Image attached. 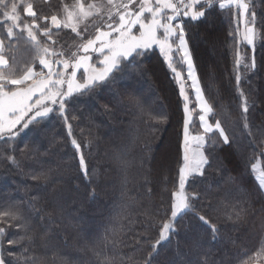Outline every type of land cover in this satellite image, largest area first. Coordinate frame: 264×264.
<instances>
[{"label":"trees","instance_id":"obj_1","mask_svg":"<svg viewBox=\"0 0 264 264\" xmlns=\"http://www.w3.org/2000/svg\"><path fill=\"white\" fill-rule=\"evenodd\" d=\"M95 1L98 5L105 2ZM15 2L20 5L17 11L22 26L32 23L33 17L24 11L31 2L36 22L43 29L50 19L40 17L55 14L62 18L64 5L71 8L76 0ZM82 2L87 6L91 0ZM245 2L246 25L252 22L259 33L254 47L241 39L242 11L234 4L205 8V16L196 21L188 17L173 21L183 24L202 89L215 110L209 123L219 119L230 143L223 144L218 135L208 134L205 151L209 164L203 176L189 177L185 184L187 192L199 197L192 201L194 211L177 217V231L161 242L151 264H200L205 256L208 264H238L243 252L252 255L264 245V190L252 171L259 161L264 169V0ZM91 19L99 23L98 18ZM6 26H0V38L4 39L8 70L19 75V69L31 66L46 75L47 69L36 62L37 53L27 33L16 30L15 37L8 38ZM40 29L33 31L41 43L64 52V58L95 35L90 22L83 40L70 29H53V45ZM172 45L176 73L186 71V63L175 51L177 40ZM237 52L245 64L254 58L255 67H236ZM98 55L97 61L102 57ZM236 75L241 77L239 89L249 103L250 131L243 127ZM179 83L165 55L153 45L144 55L122 63L121 70L114 71L104 84L66 100L64 115L72 125L71 137L56 105L40 123L27 128L22 127L24 122L18 124L13 131L19 134L11 140L0 137V212H19L21 216L0 220L5 229L0 238L5 264H107L105 257H111L112 264H145L161 222L170 216L183 163L187 114ZM141 107L154 116L165 115L166 121L149 120ZM197 122L194 115L193 130L203 132L197 129ZM72 137L81 144L87 178ZM87 140L91 143L85 146ZM198 216L217 225L215 239ZM20 237L24 239L17 245L6 243ZM254 264H264V257Z\"/></svg>","mask_w":264,"mask_h":264},{"label":"snow or ice","instance_id":"obj_2","mask_svg":"<svg viewBox=\"0 0 264 264\" xmlns=\"http://www.w3.org/2000/svg\"><path fill=\"white\" fill-rule=\"evenodd\" d=\"M225 8L229 5H235L237 8L248 10V4L244 0H105L104 3L96 4L89 3L85 7L82 0H76V3L69 8L68 5L63 7V17L58 18L57 15L40 17L44 21H49L50 25L40 29V25L36 22L37 13L34 11L33 4L27 2L24 6V11L27 16L33 17L31 25L20 23L18 7L20 6L15 0H0V16L4 19L0 20V26L7 25L4 29L8 38H13L16 35V30L21 33H27V40L33 46V50L37 53L36 62L47 69V74L43 72L36 73L31 66H25L19 69L20 74L17 75L15 70L9 71V62L5 57L4 39L0 38V137H5L11 140L19 134V131H13L16 126L25 121L22 127L27 128L29 124H38L41 120L47 118L49 113L53 112V105L58 106V111L64 116V121L67 124L68 134L72 135V125L67 123L66 100L74 94H85L91 92L96 87L107 82L114 71H120L122 63L128 62L129 58L135 60L136 57L142 56L145 50L153 45H158L161 52L164 53L169 67L173 73L176 69L173 65L172 41H178L175 51L180 53V59L187 64V75L192 81L191 87L195 89L196 98L199 101L202 115L199 120L203 122V134L190 137L188 131V120H185L184 125V155L183 163L179 169V184L178 189L173 193L174 200L170 208V216L166 221L161 222L159 237L151 243L152 251L148 253V258L145 264H151L152 256L157 252L161 242L166 241L170 234H174L177 229L175 222L177 217L186 214L189 211H194L192 201L198 199L195 192H187L185 184L189 177L194 175L203 176L204 166L209 164L208 157L202 151H195L189 155L190 142H194L197 149H201L204 144L209 142L208 134L218 135L221 138V143L229 144L230 139L226 134L224 127L221 126V121L215 119L214 123H209L207 116L211 114L216 116L213 106L204 99L202 90L199 86L196 77L194 64L191 54L188 50L185 32L182 23L173 24L177 18L188 17L192 21L199 20L205 16L204 9H211L214 6ZM135 5V7H133ZM199 6V10L198 7ZM170 13V14H169ZM147 14V15H146ZM255 16V13H252ZM98 18L99 23L96 22ZM89 22L95 28V35L89 38L86 42L76 45V51L68 53L67 58H64V52H57L54 48H50L47 44H42L33 29H40L41 34L48 42L55 45L53 40V29H70L83 40V34L87 32ZM83 25V28H81ZM139 26L138 34L133 32V28ZM106 29V30H105ZM115 34V35H114ZM242 40L254 47L255 31L253 28H246L242 34ZM99 53L103 58L98 61L99 67L90 63L91 56L89 52ZM58 57V59L50 60L47 57ZM59 65L62 70L54 71L53 65ZM236 67L254 68L255 60H251L250 64L244 63V57L237 52L234 61ZM72 71L66 78L67 70ZM83 69L82 82L76 79L77 71ZM39 76V79L35 77ZM238 92L241 96V116L243 127L249 130L247 123V112L249 103L243 92L239 89L241 80L240 75H236ZM180 92L187 100V95L184 90V82L181 78ZM33 97L36 99L33 102ZM143 115H146L149 120L166 121L165 115H153L150 111H146L141 107ZM187 111V104H185ZM29 113H32L29 116ZM83 131V130H81ZM87 140L85 146L90 144ZM215 144V140H211ZM71 144L78 153V160L81 171L85 178L88 176V169L85 163L84 153L81 150V144L75 137L71 138ZM14 163L15 157H9ZM252 171L257 173L256 179L259 187L264 190V169H258L255 164L252 165ZM38 177H34L37 179ZM241 211H246L242 209ZM237 217L240 213H236ZM11 220L20 219L19 212L5 211L0 212V220L4 218ZM198 218L208 226L211 230L212 238H216V233L219 231L217 225L204 216ZM231 217L229 216V219ZM17 227H22L17 225ZM5 234V229L0 227V238ZM8 239V245H17L23 240ZM29 239H31L29 237ZM4 242L0 239V264H5V255L3 251ZM27 251V249H24ZM9 256H14L8 253ZM246 257V258H243ZM243 257L238 260V264H254V261L260 257H264V245L253 253L248 255L243 252ZM107 264H112L111 257H105ZM200 264H208V258L205 256L201 259Z\"/></svg>","mask_w":264,"mask_h":264},{"label":"rangeland","instance_id":"obj_3","mask_svg":"<svg viewBox=\"0 0 264 264\" xmlns=\"http://www.w3.org/2000/svg\"><path fill=\"white\" fill-rule=\"evenodd\" d=\"M91 3H96L97 4V2L95 1V0H91ZM244 3H246L245 2V0H244ZM85 7H87V6H85ZM133 7H135V5H133ZM241 11H242V19H243V26H242V28H241V39H242V34L245 32V30H246V28H253L254 29V31H255V40H254V46H255V41H256V38L258 37V30L256 29V27L252 24V22H250V25H246V23H247V19H248V10H247V12H245L243 9H241ZM250 21V20H249ZM106 30V29H105ZM137 30V27H135V28H133V32L135 33V31ZM136 34V33H135ZM186 39V38H185ZM186 41H187V39H186ZM243 41V40H242ZM177 43H178V41H177ZM174 44V43H173ZM187 45H188V50H189V52H190V54H191V50H190V46H189V44H188V42H187ZM156 46H158V45H156ZM159 47V46H158ZM173 48H174V46H173ZM176 48V47H175ZM160 49V48H159ZM163 53V52H162ZM95 54V55H94ZM164 54V53H163ZM88 55H90L91 56V61H90V63H92V64H94V65H96L97 67H99L100 65H99V63H97L98 61L96 60L97 59V57H99V55H98V53H95V52H89L88 53ZM171 55L173 56V52L171 53ZM191 57H192V54H191ZM103 57H101V58H99V60H101ZM47 59H50L49 57H47ZM50 60H53V59H50ZM192 61H193V57H192ZM175 64H176V60H175ZM193 64H194V61H193ZM186 66H187V64H186ZM194 68H195V73H196V77H197V79H198V82H199V86H200V88H201V90H202V95H203V97H204V99L205 100H207V98H206V95H205V93H204V91H203V89H202V84H201V81L199 80V77H198V72H197V69H196V67H195V65H194ZM53 69H54V71H60V70H62L61 68H60V66L59 65H53ZM181 69V68H180ZM72 71V69L71 68H69L68 70H67V73H66V78H69L68 77V74L70 73ZM80 71H83V69H81V70H78L77 71V76H76V79L78 80V81H81L82 82V75H81V72ZM47 72V71H46ZM45 73V72H44ZM177 73H179L180 74V76H177L178 78H179V82H181V78L183 79V82H184V90H185V94L187 95V100H185V104H187V111H186V116H187V120H188V131H189V134H190V137H194V136H197V135H200V134H203V132H199V133H196L194 130H193V128H192V126H191V123H192V120H193V118H194V115L197 117V120H198V127H197V129H200V130H203V122H201L200 120H199V116L200 115H202L203 113H202V111H201V108H200V104H199V101L197 100V98H196V94H195V89L194 88H192L191 87V83H192V81L188 78V75H187V70L186 71H184L183 69H181V70H178L177 71ZM186 73V74H185ZM241 74V73H240ZM186 76V77H185ZM36 78V77H35ZM82 78V79H81ZM180 84V83H179ZM183 98H184V96H183ZM36 99V97H33V102H34V100ZM208 101V100H207ZM208 103H209V101H208ZM32 115V113H29V116H31ZM210 117H211V114H209L208 116H207V120H208V122H210ZM28 119V117L26 116L25 117V121ZM25 121H21V122H25ZM183 141H184V139H183ZM183 149H184V142H183ZM189 155L191 156L192 154H193V152H195V151H197V150H199V151H202L205 155H206V151H205V149H206V144H204L203 145V147L201 148V149H197V146H196V144L194 143V142H190V145H189ZM184 154V153H183ZM259 163H260V165H259ZM259 163L256 165L257 166V168L258 169H262L261 168V162L259 161ZM205 167V166H204ZM204 171V170H203ZM189 179V178H188ZM187 179V180H188ZM187 182V181H186Z\"/></svg>","mask_w":264,"mask_h":264}]
</instances>
